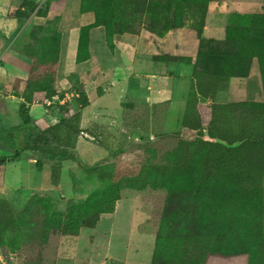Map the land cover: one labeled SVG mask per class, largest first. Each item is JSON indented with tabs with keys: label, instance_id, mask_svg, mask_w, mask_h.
Returning <instances> with one entry per match:
<instances>
[{
	"label": "rangeland",
	"instance_id": "1",
	"mask_svg": "<svg viewBox=\"0 0 264 264\" xmlns=\"http://www.w3.org/2000/svg\"><path fill=\"white\" fill-rule=\"evenodd\" d=\"M65 6L64 0H47L41 15L48 20L33 26L24 46L28 52L44 54L49 63L57 58V66L53 62L44 66L47 73L42 71L41 76L52 78L54 97L66 98L68 116L78 111L76 100L82 94L90 102V91L87 94L83 85L94 69L86 74L85 66L98 57L85 48V33L95 28L103 29L111 52L120 44L129 45V51L133 47L139 57L154 62L159 73L181 72L184 81L177 83L176 91L184 84L187 96L196 72L212 74L222 91L201 98L206 106L264 107V0H90L94 22L81 28L84 49L75 57L79 71L69 77L59 68L64 38L59 23ZM26 7L20 14L25 21L35 14L33 4ZM80 11L85 13L82 0ZM101 73L99 67L98 76ZM177 95L169 109L151 108L128 97L117 109L119 117L97 129L88 127L97 132V140L86 139L91 158L78 161L84 168H97L93 174L78 162L47 158L41 160L50 170L21 161L8 163L3 174L1 160L0 199L9 200L15 214L14 223L0 217V264H160L158 255L172 242L169 223L179 220L192 222L196 236L208 240L202 264H264V180L242 199L239 192L229 198L232 182L226 174L215 190L194 188V169L166 186L147 178L152 164L180 158L181 143L198 139L177 135L184 114L183 99ZM84 111L88 117L90 104ZM40 138L52 141L51 134ZM203 139L215 141L206 132ZM97 147L108 152L106 158H93L99 154ZM20 171L28 175L29 187L24 190ZM51 174L52 188L31 194L21 204L33 184L49 185ZM104 175L110 177L103 179ZM113 176L117 180H111ZM126 176L134 180L127 181ZM141 178L145 183L137 189L134 185Z\"/></svg>",
	"mask_w": 264,
	"mask_h": 264
},
{
	"label": "trees",
	"instance_id": "2",
	"mask_svg": "<svg viewBox=\"0 0 264 264\" xmlns=\"http://www.w3.org/2000/svg\"><path fill=\"white\" fill-rule=\"evenodd\" d=\"M33 5L36 9V4ZM82 11L90 12V0H82ZM28 49V46L22 49V54H28L24 57L31 64L30 76L23 91L25 103L20 107L23 124L18 128H0V147L13 153L12 157H3L0 161L19 159L28 151L49 160L78 162L88 174L95 173L97 168H84L76 154L70 152L75 151L79 137L88 141L97 140L96 131L81 128L82 112L90 104L85 94L77 98L78 111L70 116L67 115L66 104L59 106L62 115L60 121L46 130H39L30 116L29 105L34 101L44 102L56 96L52 78L48 76L43 78L41 73L45 71L43 67L52 64L51 62L57 66L58 60L54 58L49 63L44 54L28 52ZM220 91L222 89L218 88L217 80L212 74L196 72L177 135H197L198 139L181 143L180 158H162L159 163L152 164L147 170V178L161 181L162 185L166 186L174 178L186 175L194 169L197 173L194 188L211 186L215 190L221 177L226 174L231 177L232 182L228 188L229 198H234V194L239 192L242 193V199L263 184L264 107L247 103H219L206 106L200 101L201 98L213 97ZM204 132L215 141L204 140ZM46 134L52 135V141L40 138ZM199 155L202 157L196 158ZM41 158L36 163L39 170L44 167ZM198 160L200 163L197 165ZM105 177L110 176L104 175L103 179ZM124 178L130 182L134 180L129 176ZM112 179L117 180L114 176ZM144 180L138 179L134 187L141 189ZM52 183L54 184L53 179ZM258 201L253 199L251 202ZM14 214L15 209L10 201L6 198L0 199V217L14 223ZM169 224L172 227V242L160 252L157 261L160 264H188L189 261L191 264H202L201 258L208 252V240L196 236V225L192 226V222L188 220Z\"/></svg>",
	"mask_w": 264,
	"mask_h": 264
},
{
	"label": "crops",
	"instance_id": "3",
	"mask_svg": "<svg viewBox=\"0 0 264 264\" xmlns=\"http://www.w3.org/2000/svg\"><path fill=\"white\" fill-rule=\"evenodd\" d=\"M64 1H66V6L59 23V29L64 37L61 42L59 68L64 77H69L75 76L79 71L75 57L80 48L84 49L83 45H80L81 34H83L81 28L89 27L94 22V17L90 12L80 11L81 0ZM46 2L47 0H0V128H18L23 124L20 107L25 103L23 91L25 82L30 76L31 64L22 54V49L33 26L48 20V17L41 15ZM26 4H36V9L35 14L25 21L20 14L22 11H27ZM102 30L95 28L91 34L90 30H86L85 33L88 35L85 48L89 49L90 53L96 52L98 61H90V59L86 61V74L89 70L94 69V72L93 77L87 76V81L83 85L87 94L90 91V115L87 117L85 111L82 113L81 128L83 130L91 126L97 129V125L119 117L120 110L117 109L122 108V103L128 97L139 98L151 108L165 105L169 109L173 105L175 93L178 92L177 96L183 99L185 110L187 98L185 85L182 84L180 92L179 89L176 91L177 83L184 81L183 76H179L182 75L181 72L178 74L159 73L155 70L154 62L148 58L139 57L133 47L129 51L127 49L131 47L129 45L120 44L114 52H111ZM99 67L103 73L98 76ZM29 110L30 116L39 127L43 124L52 126L56 124L54 120L60 121L57 108L47 109L45 105L33 102L29 105ZM180 122L181 120L178 130H180ZM165 123L166 121L164 125ZM88 143L85 138H78L75 149L77 158H91ZM97 148L99 154L93 158H106L108 152L104 148ZM12 155L10 150L0 147V158L12 157ZM40 158L35 153L24 152L19 159H9L3 164V174L8 163L18 162L20 164L24 161L36 167ZM45 167L50 170L49 164H45L43 168ZM20 174L23 177L21 188L27 189L29 187L28 175L22 171ZM51 186L52 175L49 185L33 184L30 194L22 195L21 204H24L31 194L48 190L52 188Z\"/></svg>",
	"mask_w": 264,
	"mask_h": 264
},
{
	"label": "built area",
	"instance_id": "4",
	"mask_svg": "<svg viewBox=\"0 0 264 264\" xmlns=\"http://www.w3.org/2000/svg\"><path fill=\"white\" fill-rule=\"evenodd\" d=\"M73 96L75 97H78L77 94H74L73 93ZM34 102H37V103H41L43 105L46 106L47 109H50V108H57V110L59 111V106H63L66 104V98H60V97H53L51 99H46L44 102H41V101H34ZM59 121L58 120H54V123H58Z\"/></svg>",
	"mask_w": 264,
	"mask_h": 264
}]
</instances>
